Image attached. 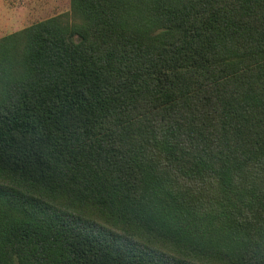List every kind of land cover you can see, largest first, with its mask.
I'll list each match as a JSON object with an SVG mask.
<instances>
[{
    "label": "trees",
    "instance_id": "16d2710c",
    "mask_svg": "<svg viewBox=\"0 0 264 264\" xmlns=\"http://www.w3.org/2000/svg\"><path fill=\"white\" fill-rule=\"evenodd\" d=\"M70 2L0 40V264H264V0Z\"/></svg>",
    "mask_w": 264,
    "mask_h": 264
},
{
    "label": "rangeland",
    "instance_id": "374dc122",
    "mask_svg": "<svg viewBox=\"0 0 264 264\" xmlns=\"http://www.w3.org/2000/svg\"><path fill=\"white\" fill-rule=\"evenodd\" d=\"M50 18L70 22V0H0V40Z\"/></svg>",
    "mask_w": 264,
    "mask_h": 264
}]
</instances>
